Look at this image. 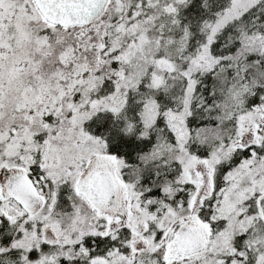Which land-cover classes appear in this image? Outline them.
<instances>
[{
  "label": "snow or ice",
  "instance_id": "obj_1",
  "mask_svg": "<svg viewBox=\"0 0 264 264\" xmlns=\"http://www.w3.org/2000/svg\"><path fill=\"white\" fill-rule=\"evenodd\" d=\"M0 264H264V0H0Z\"/></svg>",
  "mask_w": 264,
  "mask_h": 264
}]
</instances>
